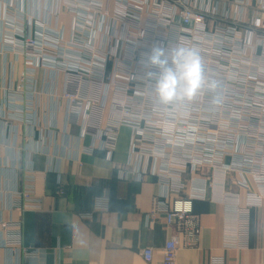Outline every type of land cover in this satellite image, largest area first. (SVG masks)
Listing matches in <instances>:
<instances>
[{
  "label": "built area",
  "instance_id": "obj_1",
  "mask_svg": "<svg viewBox=\"0 0 264 264\" xmlns=\"http://www.w3.org/2000/svg\"><path fill=\"white\" fill-rule=\"evenodd\" d=\"M65 2L75 13L71 40L65 39L64 28L56 27L59 7L51 14L55 24L48 23L35 32L31 30V18L26 20L24 15L16 13H7L4 18L10 32L7 44L24 57L27 75L32 76L37 67L47 68L57 77L61 75L63 92L57 97L68 105V123H77L84 111V133L94 132L100 138L102 132L98 130L103 119L91 123L90 115L95 106L104 110L111 105L112 115L107 119L105 139L100 145L109 153L114 150L119 126L131 127V170H120V177L128 179L131 175L152 173L163 187L153 197L147 216L150 221L162 216L172 231L162 249L164 264L175 263L180 245L196 242L200 233L194 214L197 200H215L223 205L225 218L233 220L238 229L236 233L229 232L233 235H228L225 243L229 247L241 246L239 228L247 229L249 209L264 207V118L251 115H264V105H191L189 102L167 107L145 105L142 77L146 70L140 60L142 53L151 51L149 46L152 49L163 45L157 36L162 27H170L179 29L180 33L177 43L168 39L166 45L196 46L205 71L206 62L212 57L255 61L257 53L264 54V33L258 38L253 30L264 29V16H259L264 13V0H258V7L253 9V0ZM146 13L148 22L143 20ZM222 15L230 19V24L247 23L249 28L242 32L236 30V25H225ZM180 17L182 23H178ZM212 17L218 21L214 22ZM220 66L217 68L221 76ZM233 69L236 70L235 66ZM260 70L264 75V67ZM33 86L29 87L31 92L25 100L27 107L35 103ZM145 91L149 95L153 93L151 87ZM209 116L214 119H208ZM232 173L240 175L237 185L246 191L244 204L240 194L227 190ZM246 175L252 179L255 190L251 189ZM25 181L30 186L16 190L14 197L26 203L32 201V177L26 176ZM101 205H104L102 201L98 206L103 208ZM0 227L4 246L18 257L22 253L20 226L1 220ZM142 255L150 261L152 247L144 248ZM210 264L224 263L222 258L213 257Z\"/></svg>",
  "mask_w": 264,
  "mask_h": 264
},
{
  "label": "crops",
  "instance_id": "obj_2",
  "mask_svg": "<svg viewBox=\"0 0 264 264\" xmlns=\"http://www.w3.org/2000/svg\"><path fill=\"white\" fill-rule=\"evenodd\" d=\"M257 2L253 0L252 9ZM58 7L56 27L64 28L65 39L71 40L75 13L65 0H0V221L20 226L22 250L18 257L11 255L0 227V264H164L162 249L172 231L162 216L151 221L147 216L163 187L152 173L120 177V170H131V127L119 126L111 153L102 149L111 105L92 109L91 123L103 119L100 138L84 133V111L77 123H68V105L57 97L63 92L61 75L37 67L28 76L24 57L7 44V13L33 19L35 32L55 24L52 15ZM30 86L35 103L27 107ZM29 175L32 201L25 203L14 193L27 188ZM246 178L255 190L250 176ZM238 179L232 173L227 190L240 194L244 204L246 191ZM225 213L215 200L195 201L200 233L193 245L178 247L174 264H210L213 257L224 264H264V207L249 209L238 247L225 243L238 232ZM146 247L153 249L150 261L142 255Z\"/></svg>",
  "mask_w": 264,
  "mask_h": 264
},
{
  "label": "rangeland",
  "instance_id": "obj_3",
  "mask_svg": "<svg viewBox=\"0 0 264 264\" xmlns=\"http://www.w3.org/2000/svg\"><path fill=\"white\" fill-rule=\"evenodd\" d=\"M149 14H144L143 20L148 22L147 18ZM226 16V15H225ZM222 15V23L228 26H235L236 30L241 29L242 32L247 31V23H236L230 24V19L225 18ZM264 16V14L259 15ZM146 18V19H145ZM214 22L218 21L215 17L211 18ZM178 23H182V18L178 19ZM166 26V25H165ZM164 26V27H165ZM239 27V28H238ZM249 28V27H248ZM252 29V28H251ZM238 30V31H239ZM256 36L258 38L262 37L261 35L264 33V29L262 28H253ZM180 33L179 29H172L170 27L161 28L159 31V35L157 36L159 43L163 44V47L173 48L175 45H166V40L168 39L175 40L174 43H177L178 34ZM240 35V34H239ZM161 37V38H160ZM156 39V40H157ZM256 39V37H255ZM163 41V42H162ZM147 48L146 45L143 46ZM234 47V46H233ZM151 47L149 46L148 50ZM230 54V53H229ZM247 56V53H244ZM255 61L251 59H247L242 62H235L231 59H209L206 63V71L205 77L209 82L215 81L216 88L209 89L207 86L195 97L194 100L190 101L191 105H264V75L261 73L260 67H264V54L263 52L257 53ZM241 57V55H240ZM244 57V56H243ZM242 57V58H243ZM241 58V60H242ZM245 58V57H244ZM240 61V60H239ZM221 62V64H219ZM217 65H222L223 74L220 76V71L217 68ZM245 65V67L243 66ZM248 67H247V66ZM235 66L236 70L233 69ZM240 67V68H239ZM242 69V70H241ZM234 72L235 76H232L231 73ZM241 75H239V73ZM263 75V76H262ZM154 77L150 78L145 73L142 77V87L144 93V99H142V103L145 105H158L156 102V96L153 91ZM262 81V82H261ZM151 87L153 93L149 95L146 93L145 89ZM150 96V97H149ZM180 105V104H176ZM183 105V104H181ZM221 108V107H219ZM249 113V111H247ZM253 118L260 117L264 115L251 114ZM214 119L213 117H208V119Z\"/></svg>",
  "mask_w": 264,
  "mask_h": 264
},
{
  "label": "clouds",
  "instance_id": "obj_4",
  "mask_svg": "<svg viewBox=\"0 0 264 264\" xmlns=\"http://www.w3.org/2000/svg\"><path fill=\"white\" fill-rule=\"evenodd\" d=\"M140 64L145 74L154 79L153 91L160 106L187 103L207 86L215 89V81L209 82L196 46L183 43L168 48L153 46L150 52L142 53Z\"/></svg>",
  "mask_w": 264,
  "mask_h": 264
}]
</instances>
